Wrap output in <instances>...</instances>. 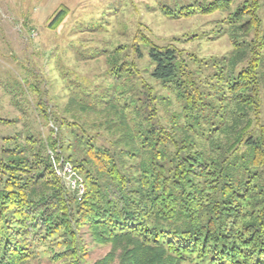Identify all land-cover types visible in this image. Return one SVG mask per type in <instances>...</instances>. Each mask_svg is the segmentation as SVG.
I'll return each instance as SVG.
<instances>
[{"label":"trees","instance_id":"1","mask_svg":"<svg viewBox=\"0 0 264 264\" xmlns=\"http://www.w3.org/2000/svg\"><path fill=\"white\" fill-rule=\"evenodd\" d=\"M232 2L216 0L202 12H228ZM230 21L232 52L203 64L213 71L209 84L182 51L138 34L132 48L138 59L148 49L153 85L141 82L133 62L115 60L113 78L136 77L138 93L127 85L99 107L74 102L102 115L95 136L61 118V139L2 140L0 264H87L83 231L110 248L94 264H264L260 0L245 1ZM156 88L177 103L170 117L161 111L170 100ZM49 151L72 165L82 195L57 177Z\"/></svg>","mask_w":264,"mask_h":264},{"label":"rangeland","instance_id":"2","mask_svg":"<svg viewBox=\"0 0 264 264\" xmlns=\"http://www.w3.org/2000/svg\"><path fill=\"white\" fill-rule=\"evenodd\" d=\"M215 1L0 0V147L8 137L17 136L22 145L28 137L61 139V118L85 124L95 136L102 115L80 111L75 103L87 100L99 107L106 96L118 100L127 85L134 93L140 80L153 85L148 49L142 48L138 59L132 48L138 34L157 46L182 51L200 82L209 84L213 71L204 65L232 52L230 17L247 0H233L228 12H202ZM260 6L264 19V0ZM164 9L175 17L165 15ZM180 11L192 14L178 16ZM115 60L119 65L133 62L140 80L114 79ZM156 90L170 100L161 110L164 118L170 117L176 101L167 91ZM43 110L50 116L44 117ZM83 235L87 264L109 253L108 246L95 245L86 232Z\"/></svg>","mask_w":264,"mask_h":264},{"label":"built area","instance_id":"3","mask_svg":"<svg viewBox=\"0 0 264 264\" xmlns=\"http://www.w3.org/2000/svg\"><path fill=\"white\" fill-rule=\"evenodd\" d=\"M50 159L52 161L53 170L57 177H59L67 186L69 190L77 191L79 195L83 194V181L74 172L72 165L64 158H57L54 152L49 151Z\"/></svg>","mask_w":264,"mask_h":264}]
</instances>
